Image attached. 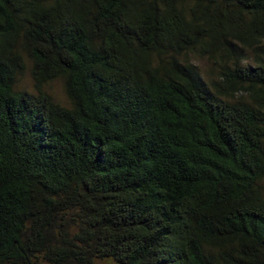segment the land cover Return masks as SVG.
I'll return each instance as SVG.
<instances>
[{"label":"trees","instance_id":"obj_1","mask_svg":"<svg viewBox=\"0 0 264 264\" xmlns=\"http://www.w3.org/2000/svg\"><path fill=\"white\" fill-rule=\"evenodd\" d=\"M104 260L264 264V0H0V264Z\"/></svg>","mask_w":264,"mask_h":264},{"label":"rangeland","instance_id":"obj_2","mask_svg":"<svg viewBox=\"0 0 264 264\" xmlns=\"http://www.w3.org/2000/svg\"><path fill=\"white\" fill-rule=\"evenodd\" d=\"M21 57L23 58L24 69L22 72L18 73L16 89L18 91H27L33 94H36L35 83L32 78V62L24 55L20 49ZM249 62L253 60L252 52H247ZM193 62L199 67L200 71L205 75L206 78H217L218 65L214 62L208 60L207 58H194ZM44 91L49 94L55 102L60 104L63 107L70 108L71 101L67 97V94L64 89V82L62 79H56L44 85ZM97 264H115L111 260L97 261Z\"/></svg>","mask_w":264,"mask_h":264}]
</instances>
